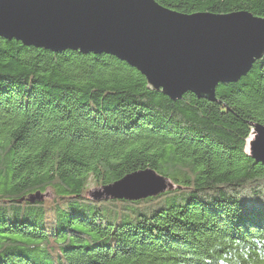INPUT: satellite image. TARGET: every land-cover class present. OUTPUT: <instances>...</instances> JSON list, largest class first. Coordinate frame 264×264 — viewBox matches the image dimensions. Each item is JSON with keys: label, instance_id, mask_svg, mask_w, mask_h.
Instances as JSON below:
<instances>
[{"label": "trees", "instance_id": "obj_1", "mask_svg": "<svg viewBox=\"0 0 264 264\" xmlns=\"http://www.w3.org/2000/svg\"><path fill=\"white\" fill-rule=\"evenodd\" d=\"M155 1L264 17V0ZM216 97L173 101L114 56L0 38V264H264V165L246 151L264 56ZM146 169L174 187L88 196Z\"/></svg>", "mask_w": 264, "mask_h": 264}, {"label": "water", "instance_id": "obj_2", "mask_svg": "<svg viewBox=\"0 0 264 264\" xmlns=\"http://www.w3.org/2000/svg\"><path fill=\"white\" fill-rule=\"evenodd\" d=\"M0 38L52 52L108 54L138 70L149 90L173 101L193 93L216 102L220 84L238 82L264 56V17L183 14L155 0H0ZM251 126L246 151L264 165V125ZM173 187L146 169L90 197L139 201ZM43 198L36 193L31 201Z\"/></svg>", "mask_w": 264, "mask_h": 264}, {"label": "rangeland", "instance_id": "obj_3", "mask_svg": "<svg viewBox=\"0 0 264 264\" xmlns=\"http://www.w3.org/2000/svg\"><path fill=\"white\" fill-rule=\"evenodd\" d=\"M97 188H101L100 186H90V189H89V194H88V196L90 197V192L91 191H94L95 189H97ZM168 190V189H167ZM166 190V191H167ZM54 197L52 196V194H51V192H46L45 193V195H44V199H53ZM90 199H91V197H90Z\"/></svg>", "mask_w": 264, "mask_h": 264}]
</instances>
